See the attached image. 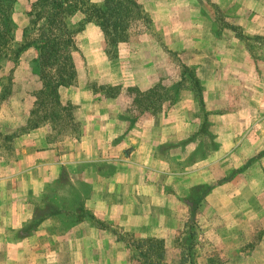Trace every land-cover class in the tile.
<instances>
[{
    "label": "rangeland",
    "instance_id": "rangeland-1",
    "mask_svg": "<svg viewBox=\"0 0 264 264\" xmlns=\"http://www.w3.org/2000/svg\"><path fill=\"white\" fill-rule=\"evenodd\" d=\"M137 1L146 32L77 38L71 120L34 94L35 49L4 65L0 264H140L126 243L150 237L177 264L192 235L195 264H264V0Z\"/></svg>",
    "mask_w": 264,
    "mask_h": 264
},
{
    "label": "trees",
    "instance_id": "trees-1",
    "mask_svg": "<svg viewBox=\"0 0 264 264\" xmlns=\"http://www.w3.org/2000/svg\"><path fill=\"white\" fill-rule=\"evenodd\" d=\"M14 4L15 0H0V100H7L13 88V68L3 74L4 65H16L25 50L33 48L37 55L32 60V71L41 84L34 94L41 104L42 98L46 97L54 102L55 116L64 117L63 112L67 111L61 106L59 89L73 86L76 82L77 38L87 24L99 28L109 48L126 43L134 32L144 33L151 28L150 18L137 0H102L100 5L91 0H33L27 13L29 22L23 33L27 44L17 45L13 39L11 19ZM77 16H81L79 21H75ZM32 37V41L27 40ZM182 67L183 74L193 77L186 66ZM193 86L201 93L195 78ZM199 103L203 107L201 96ZM66 116L72 119L67 112ZM193 240L192 235L186 244L187 253L179 257L177 264H195L191 256ZM126 245L132 252V259L140 264H166L167 248L163 239L142 238Z\"/></svg>",
    "mask_w": 264,
    "mask_h": 264
}]
</instances>
